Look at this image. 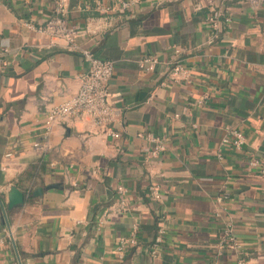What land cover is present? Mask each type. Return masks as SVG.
Here are the masks:
<instances>
[{
    "label": "crops",
    "instance_id": "0c3cea01",
    "mask_svg": "<svg viewBox=\"0 0 264 264\" xmlns=\"http://www.w3.org/2000/svg\"><path fill=\"white\" fill-rule=\"evenodd\" d=\"M122 1L66 0L82 28L69 44L27 27L54 0H0V264H264V0H214L231 16L217 29L207 0ZM151 53L146 71L138 60ZM91 56L114 61L115 117L107 128L57 119L37 150L48 109L78 90ZM175 61L189 82L169 78ZM230 130L239 147L223 143ZM12 184L26 198L7 210Z\"/></svg>",
    "mask_w": 264,
    "mask_h": 264
},
{
    "label": "built area",
    "instance_id": "2783aa9c",
    "mask_svg": "<svg viewBox=\"0 0 264 264\" xmlns=\"http://www.w3.org/2000/svg\"><path fill=\"white\" fill-rule=\"evenodd\" d=\"M136 1L137 0H124L121 6L127 8ZM54 2L53 14L44 24L36 25L29 21L26 23L27 27L42 35L49 36L50 38H63L67 43L71 44L82 28L77 24L68 22L66 18V0H54ZM207 4L209 11L206 19L212 29H217L222 20L224 22H229L231 20L229 12L227 13V11L215 7L214 0H207ZM173 50L176 53H181L183 51L181 47L177 46H175ZM7 51L8 48L5 46L0 48V66H5L7 64L6 58L4 57ZM89 62V68L78 90L70 98L54 104L48 109L43 122L44 129L41 133V140L33 144L37 150L41 151L46 148L48 134L57 119H65L86 114L90 116L97 126L106 127L115 117V108L109 101V80L114 72V61L109 58L91 56ZM158 63L159 58L153 53L145 54L138 60V65L146 71H153ZM168 76L175 82H189L191 79V72L186 65L175 61L168 71ZM198 102L202 103L203 99H199ZM108 129L113 136L119 135L117 131L111 128ZM148 136L153 141V146L149 150V153H151L152 156H157L160 151L164 150V144L152 134L149 133ZM222 141L223 143L231 141L235 146L239 147L244 142V134L240 130H230L229 133L222 138ZM9 154L10 152L7 153V155ZM259 162L260 160L257 158L249 160V164L253 165H257ZM262 175L264 176V169L262 170ZM117 190L120 195V207L125 208L126 199L122 196L124 187L120 185ZM150 191L153 197H160L157 185L150 186ZM133 229H136V225L133 226ZM162 233L163 228H159L151 249L153 254L157 252V245L161 240ZM129 243H136L134 233H132L130 237H122L118 249L121 250L124 245ZM242 263V260H240L239 264ZM26 264L29 263L27 262Z\"/></svg>",
    "mask_w": 264,
    "mask_h": 264
},
{
    "label": "water",
    "instance_id": "95a60500",
    "mask_svg": "<svg viewBox=\"0 0 264 264\" xmlns=\"http://www.w3.org/2000/svg\"><path fill=\"white\" fill-rule=\"evenodd\" d=\"M59 184L57 182H53L51 184H48L47 186H36L32 194L34 196L41 195L43 193V190L46 188L51 187H57ZM26 198V194L23 190L18 188L16 185L12 184L10 185L8 192H7V202H6V209L11 210L12 208L22 205L24 203V200ZM7 227L9 228L8 222H6Z\"/></svg>",
    "mask_w": 264,
    "mask_h": 264
}]
</instances>
